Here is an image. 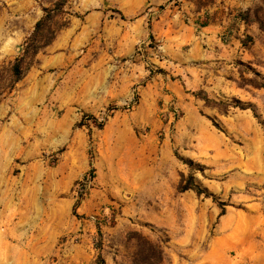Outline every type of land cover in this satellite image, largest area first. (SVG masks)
<instances>
[{
    "label": "rangeland",
    "instance_id": "1",
    "mask_svg": "<svg viewBox=\"0 0 264 264\" xmlns=\"http://www.w3.org/2000/svg\"><path fill=\"white\" fill-rule=\"evenodd\" d=\"M56 1H0V264H132L138 235L164 264H264V0H66L24 53ZM168 9L239 53L172 64L147 35Z\"/></svg>",
    "mask_w": 264,
    "mask_h": 264
},
{
    "label": "crops",
    "instance_id": "2",
    "mask_svg": "<svg viewBox=\"0 0 264 264\" xmlns=\"http://www.w3.org/2000/svg\"><path fill=\"white\" fill-rule=\"evenodd\" d=\"M224 1L231 7L230 9H232L234 14L245 11L251 5V0ZM193 7L192 3L187 4L188 11H191ZM226 9H228V7H226ZM180 17L181 14L178 10L168 9L160 15L156 23H152L150 33H147V35H151L154 40L163 42L166 54L169 55L172 64L179 62L182 64L183 68H185L187 64L193 62L194 57L201 60L210 59L218 54L216 49L217 46H228L229 49H226V51L230 57L239 53V43H237V38H235V29H229L224 24H214L203 26L198 30L192 25L180 23L182 22ZM235 19L238 22L240 21L238 17ZM224 29H229L228 31L231 33V38H234L236 41H231L229 45L224 44L220 38V33H222ZM204 44H207L208 47L205 48ZM170 66L171 64L164 65L166 68Z\"/></svg>",
    "mask_w": 264,
    "mask_h": 264
},
{
    "label": "trees",
    "instance_id": "3",
    "mask_svg": "<svg viewBox=\"0 0 264 264\" xmlns=\"http://www.w3.org/2000/svg\"><path fill=\"white\" fill-rule=\"evenodd\" d=\"M65 4H66V0H58L54 3L52 7L44 8L45 15L36 23L34 32L30 36V38L26 41L27 45L26 48L24 49V53L29 52V49L32 48V54L36 55L42 48L48 46L53 42L57 32L61 30L64 26H66L67 22L60 24V26H57L56 28L50 27L47 30V33L40 35L43 38L42 43L40 45L36 44L38 35L39 33H41L43 27L46 26L47 23H53V22L55 23L57 18L63 16L66 13L64 9ZM246 14L247 17L251 14L258 16L259 9H252V10L250 9L247 11ZM247 17H245L244 19L248 21ZM258 22L260 21L258 20ZM260 24H262V22H260ZM23 61H24V55L16 58V61L12 66V71L17 81L22 78L24 73L22 69ZM254 86L257 88L264 87V82H261L259 84L258 83L254 84ZM204 99L206 101H209V98L207 96H204ZM87 117H90L94 121V123L99 127L103 126V123L99 122L98 119L95 118L94 116H87ZM92 171H94V168H92ZM180 189L182 191H186L188 189H194L198 194L204 193V190H202L199 186H197L194 183L192 176L188 178L187 183L183 185ZM79 203L80 202L76 203L74 209L78 208ZM136 237L138 241L137 243L138 247H137V251L135 252L134 258L132 260V264H164V251L159 245L151 242L144 236L138 235ZM100 263H104V259L102 258V256H100Z\"/></svg>",
    "mask_w": 264,
    "mask_h": 264
}]
</instances>
